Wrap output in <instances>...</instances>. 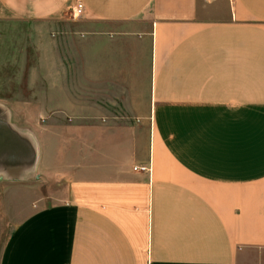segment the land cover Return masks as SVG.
<instances>
[{"label": "crops", "instance_id": "obj_1", "mask_svg": "<svg viewBox=\"0 0 264 264\" xmlns=\"http://www.w3.org/2000/svg\"><path fill=\"white\" fill-rule=\"evenodd\" d=\"M73 6L75 61L41 67L37 103L0 100V264H264V0H0V18L65 29Z\"/></svg>", "mask_w": 264, "mask_h": 264}, {"label": "rangeland", "instance_id": "obj_2", "mask_svg": "<svg viewBox=\"0 0 264 264\" xmlns=\"http://www.w3.org/2000/svg\"><path fill=\"white\" fill-rule=\"evenodd\" d=\"M81 17L73 18L71 11L68 12L65 17L64 30L55 26L52 20L25 21L11 17L0 18L1 101L37 103L39 76L42 77L41 67L55 64L68 66L72 60L75 61L69 58V52L84 49V47L72 44L75 42H70L67 38L71 34L74 37L82 38L86 34V30L91 28V23L82 21ZM55 37H62V41H58L57 44L55 41L54 45ZM61 76L57 85L59 102L65 101L70 93L69 75ZM33 118L36 119V117ZM70 118L66 117L67 120ZM137 118L139 117H116V119L125 122L137 120ZM30 140L32 144H36L33 137ZM11 141L8 138V142ZM17 146L22 147L23 144L19 141ZM6 222L4 212L0 211V245L5 236Z\"/></svg>", "mask_w": 264, "mask_h": 264}, {"label": "water", "instance_id": "obj_3", "mask_svg": "<svg viewBox=\"0 0 264 264\" xmlns=\"http://www.w3.org/2000/svg\"><path fill=\"white\" fill-rule=\"evenodd\" d=\"M21 137H19V138H12L13 139V143H15V144H12L13 145V148H14V152L15 153H17L19 150H18V147L19 146H17V142L19 143V141L21 142V139H20ZM24 141H23V147H28V149H29V153H30V163H32L33 162V160H32V158L35 156V153H36V148H35V145L34 144H32L31 143V137L30 138H27V137H24V138H22ZM20 148V147H19ZM19 155V154H18Z\"/></svg>", "mask_w": 264, "mask_h": 264}, {"label": "built area", "instance_id": "obj_4", "mask_svg": "<svg viewBox=\"0 0 264 264\" xmlns=\"http://www.w3.org/2000/svg\"><path fill=\"white\" fill-rule=\"evenodd\" d=\"M71 14H72L73 18L81 16L83 14L82 7H80V6L71 7ZM139 169L142 171H148L149 167L148 166H140Z\"/></svg>", "mask_w": 264, "mask_h": 264}]
</instances>
